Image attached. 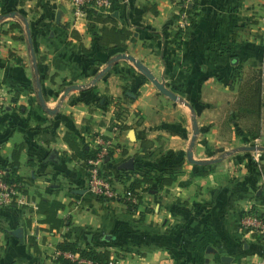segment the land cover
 <instances>
[{"label":"crops","instance_id":"0c3cea01","mask_svg":"<svg viewBox=\"0 0 264 264\" xmlns=\"http://www.w3.org/2000/svg\"><path fill=\"white\" fill-rule=\"evenodd\" d=\"M186 4L106 0L89 6L109 19L100 21L76 12L73 0H0V163H10L22 144L16 173L25 184L17 201L0 200V264H62L58 243L66 239L110 250L112 264H259L264 258L262 240L243 226L251 210L264 209V151L232 144L236 67L262 72L255 139L264 141V0H194L187 17ZM115 24L130 28L133 38L125 46L99 43L104 25ZM123 52L146 64L177 98L126 58L92 83ZM73 84L81 88L66 93ZM190 106L199 128L193 156L204 163L188 157ZM66 132L80 146L109 140L97 167L121 194L128 175L152 170L175 178L142 188L135 209L101 198ZM146 139L154 141L151 156L142 147ZM130 159L133 166H126ZM43 198L63 203L61 225L41 212ZM80 264L103 263L83 257Z\"/></svg>","mask_w":264,"mask_h":264},{"label":"trees","instance_id":"16d2710c","mask_svg":"<svg viewBox=\"0 0 264 264\" xmlns=\"http://www.w3.org/2000/svg\"><path fill=\"white\" fill-rule=\"evenodd\" d=\"M119 4L116 2L112 3V8L117 9ZM87 15L89 19L107 21L106 17L102 15H93L92 11L89 7L86 8ZM188 12H191L192 7H189ZM12 12V10L6 11L4 14H8ZM127 38H133V31L126 26H118L113 25L112 27H108L104 25L103 32L98 36L99 43H114L116 46H125L124 40ZM242 70L241 67H236L233 71V81L236 82L238 78L241 77ZM235 85L231 84V88H234ZM262 93H263V78L261 70H253V76L250 80H248L244 87L239 85V93L236 99V109L239 116H244L246 114L255 116L254 128L255 130L251 131L250 136L252 138H256L261 134V118H262ZM125 126H128L125 125ZM65 139L70 144L73 149V157L80 158L83 160L84 164H88V160L90 158L98 157V149L95 147H90L88 145L80 146L76 140V137L72 135L70 132L65 133ZM154 143L151 139H146L142 141V147L145 152V156H151L152 151L149 147ZM21 145H18L13 151V160L10 163H0L1 166L7 167V173L5 175L6 179L10 182L16 181L24 183V179L19 176L16 171L19 165V153L21 150ZM9 166V168H8ZM131 171V170H128ZM206 172V171H205ZM129 179H131L127 190H131L138 197V202H134L131 199L122 198L127 203L129 209H135L138 207L140 201L142 200L141 190L143 189H152L153 183H158L159 185L169 184L171 183L175 175H155L152 170H146L141 173L140 176H131L128 175ZM63 203L57 199L48 200L41 199L39 202V208L41 212L45 213L46 219L50 221L53 225L59 226L63 223V220L57 216L58 208L61 207ZM58 248L60 250V254L57 259L62 264H80V259L90 258L98 263L103 264H111V251L106 250H97L95 248H83L78 241L74 240H63L58 243ZM71 251L75 254H78L75 258L67 256L64 252Z\"/></svg>","mask_w":264,"mask_h":264},{"label":"built area","instance_id":"2783aa9c","mask_svg":"<svg viewBox=\"0 0 264 264\" xmlns=\"http://www.w3.org/2000/svg\"><path fill=\"white\" fill-rule=\"evenodd\" d=\"M104 1L106 0H73V4L76 8V12L84 14L86 13V8L91 6L93 3H102ZM185 1L187 3L191 2V4H186L187 8L192 7L194 0ZM184 14L187 17L189 12L185 10ZM123 121L124 118L122 116L117 117L114 120V129H120L121 125H123ZM98 142L100 144L94 146L98 149V157L90 158L88 160V164H85L88 170L90 187L98 196L104 199L115 200L126 198L131 199L134 202H138V197L135 193L128 189L123 194H121L112 184L111 180L99 171L97 167V161L101 158L107 157L109 150V140L100 137L98 138ZM6 173L7 167L0 165V200H7L10 202L17 201V197L24 189L25 184L16 181H8L5 177ZM243 226L246 232L252 233L253 236L257 237V239L262 240V243L264 244V209L251 210L250 213L244 217ZM64 253L72 258H75L77 255L71 251H65ZM110 263H113V259L110 261ZM258 263L264 264V258Z\"/></svg>","mask_w":264,"mask_h":264},{"label":"water","instance_id":"95a60500","mask_svg":"<svg viewBox=\"0 0 264 264\" xmlns=\"http://www.w3.org/2000/svg\"><path fill=\"white\" fill-rule=\"evenodd\" d=\"M29 39L30 41H32V36L29 35ZM121 58H126V59H129L131 60L134 65L141 71L143 72L147 77H149L154 83L155 85L165 94L169 95L170 97L172 98H177V94L172 91L171 89H169L165 83L163 81H160L159 79H157L154 74L152 73V71L150 70V68L144 64L141 60L137 59L134 55L132 54H129L127 52H123V53H119L118 55L114 56L113 58L110 59V61L108 62L107 66L104 67L103 69H101L94 77L92 83H95L98 81L99 78H101L111 67L112 65L118 61L119 59ZM35 67H36V70L38 71V67H37V63L35 61ZM41 81L40 79H38V84L40 85ZM72 88H81V85H78V84H73L71 85L70 87H68V89L66 90V93L69 92L70 89ZM39 96H40V99L42 102H44V98H43V95H42V91L40 90L39 91ZM191 107V110L193 112V116H192V119H193V125H194V134L192 136V139H191V143H190V148L188 150V157L190 158L191 161L195 162V163H204V161H201L199 159H196L194 156H193V146L195 144V139H196V136H197V133L199 131V128H198V125H197V119H196V116L194 114V108L192 106ZM135 130L132 129V133H134ZM242 149H245V150H264V145H257V144H252V145H244L242 147ZM134 162H133V159H130L128 160L125 165L126 166H133ZM21 231L20 228H17L15 229L14 233L18 234L19 232ZM109 235H107L108 237ZM229 258V257H228Z\"/></svg>","mask_w":264,"mask_h":264},{"label":"rangeland","instance_id":"374dc122","mask_svg":"<svg viewBox=\"0 0 264 264\" xmlns=\"http://www.w3.org/2000/svg\"><path fill=\"white\" fill-rule=\"evenodd\" d=\"M242 70V69H241ZM253 76V71H246V73L242 70L241 77L237 79L238 84V93H239V85L244 87L246 82L251 79ZM238 123L235 125L234 131L236 133V139L233 141V145L235 149H242L244 145H264V141L256 140L250 136L251 131L255 130V116L246 114L244 116H239L237 119ZM250 133V134H249ZM251 151H264V150H251Z\"/></svg>","mask_w":264,"mask_h":264}]
</instances>
